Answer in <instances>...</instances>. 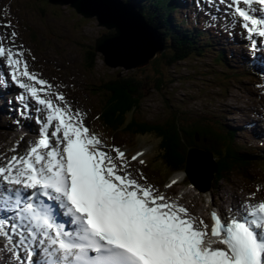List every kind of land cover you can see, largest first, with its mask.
Wrapping results in <instances>:
<instances>
[{
  "label": "snow or ice",
  "instance_id": "snow-or-ice-1",
  "mask_svg": "<svg viewBox=\"0 0 264 264\" xmlns=\"http://www.w3.org/2000/svg\"><path fill=\"white\" fill-rule=\"evenodd\" d=\"M218 2L241 23L253 52L264 51L257 39L264 38V0ZM17 35L12 31L10 46L0 36V71L10 72L0 87L21 90L16 110L35 120L38 139L0 161L5 264H264V200L240 201L227 216L213 209L209 226L132 170L125 151L86 125L87 114L73 108L61 85L31 71ZM142 155L131 161L144 165Z\"/></svg>",
  "mask_w": 264,
  "mask_h": 264
},
{
  "label": "rangeland",
  "instance_id": "rangeland-1",
  "mask_svg": "<svg viewBox=\"0 0 264 264\" xmlns=\"http://www.w3.org/2000/svg\"><path fill=\"white\" fill-rule=\"evenodd\" d=\"M30 3L38 4L39 8L44 1L0 0V36H6L7 40H10L12 31L17 32L15 46L17 50L23 51L24 59L34 68L30 67V70L41 72L42 78L50 83L55 82L57 85H62L60 92L65 94L73 108L80 109L87 114L86 124L94 122L96 126V118L100 112V108H91L100 101L94 85H100L101 77L111 78L119 72L131 73L136 79L146 80L143 82L147 84L145 90L148 89L146 93L148 101L145 102L144 109L140 108L139 110L142 114L140 119L151 125L164 122L170 113L176 111L188 118L193 117L195 112L202 113L208 120L220 118V111L230 113L227 106L230 80L227 79L225 72H222L213 62L216 51L222 47L217 40L211 44V48H209L211 50L206 52L205 56L190 58L192 60L188 61V59L171 68H167L166 64L158 60L160 62L158 65L152 62L145 67L129 72L112 69L101 61L103 60L102 55L97 54L99 67L96 66L95 70L91 72L86 60L87 46L94 47L96 38L101 32H104V29L94 20L85 19L78 14L75 16V10L69 6H55L47 2L46 6L50 13L43 14L34 5L28 6ZM6 6L9 9L14 6L15 16L7 18ZM18 15L27 23H23ZM7 20L13 21L15 25L5 28ZM30 24L34 28L32 31L29 29ZM34 31L38 32L39 37H35ZM4 43L8 45L10 41ZM240 51L242 50L239 49ZM33 57H37V59L40 57L43 60V71L38 67V63ZM226 71L229 75L230 72L227 69ZM214 72L216 74L212 77ZM157 77L162 78L163 84L157 83ZM233 82L235 84H230L232 87L230 94L238 97L243 96V90H246L242 84L245 82L244 77L238 74L233 78ZM154 85L160 89H154ZM159 85H163V87ZM69 89L71 92H68ZM220 89L222 94L219 92ZM17 91H19L18 88ZM247 93L255 96L253 89L247 90ZM224 95L226 97L223 99ZM168 101L169 103H167ZM169 104L171 108H169ZM200 117L197 115L196 118ZM230 119L235 120L233 116ZM10 139L12 137L8 135V132L0 136V155L8 150L7 143ZM241 139L246 142L248 138ZM128 141L131 140L122 138L120 142L124 144ZM160 142L177 144L181 147L185 145L181 136L177 141L171 136L160 138L158 143ZM148 149L149 160L153 161L152 156L157 155L158 150L151 147ZM244 180L243 177L237 179L238 182L242 181L243 183Z\"/></svg>",
  "mask_w": 264,
  "mask_h": 264
},
{
  "label": "trees",
  "instance_id": "trees-1",
  "mask_svg": "<svg viewBox=\"0 0 264 264\" xmlns=\"http://www.w3.org/2000/svg\"><path fill=\"white\" fill-rule=\"evenodd\" d=\"M155 1L156 7L158 6L157 10L162 15H164V19L162 18L163 16H160V18L155 17V22H160L161 29H163V32H167L175 37L177 32L173 30L171 23L168 21L167 13H164V8H168L166 2L163 3V1L165 0ZM167 1L170 2L171 0ZM33 5L37 9H40V12H42L43 14L50 13L49 8L46 5H44V7L41 5L38 8V4L36 3L28 4V6L30 7H32ZM87 49L90 50L87 58L88 64H90L89 68H93L94 66H96V59L94 61L96 53L93 47L87 46ZM181 50L183 53L176 54V57H178L177 59L180 58L184 60L186 55L190 54L191 51L189 49ZM167 63L168 62H166V64ZM145 85L146 82H143L140 79H136L131 74L122 77H119V74L115 75L103 84L102 88L105 89V94H107L108 97L106 105L103 108V112H105V118L103 123L104 130L109 131V133L116 132V136L118 135L117 131L119 130H122L128 135H135L134 137L138 138V144H144L146 139H148L149 143H151L149 137L155 139H164L171 136L172 139L177 141V139H179L180 137L179 134H176L180 126V121L177 115H174L172 118L169 117L164 122H161L158 125H151L140 119V116H142V114L139 109L142 107L141 103L142 100L145 98ZM114 114H116L115 117L113 116ZM118 137L119 135L116 138ZM178 147L179 146L177 144H164L163 146L161 144V146L159 147V149L166 148L167 151L171 152L177 151L174 154L162 156V162L168 167L172 165L176 167L183 166L184 155L182 154V152L184 151V148H182L181 146L180 148ZM159 149L158 151L160 152Z\"/></svg>",
  "mask_w": 264,
  "mask_h": 264
},
{
  "label": "water",
  "instance_id": "water-1",
  "mask_svg": "<svg viewBox=\"0 0 264 264\" xmlns=\"http://www.w3.org/2000/svg\"><path fill=\"white\" fill-rule=\"evenodd\" d=\"M60 5H71L86 18H97L99 25L111 34H104L97 41V51L105 56L111 67L126 70L148 65L162 53L161 44L146 27L144 19L135 17L134 10L117 0H51ZM153 57V59H152Z\"/></svg>",
  "mask_w": 264,
  "mask_h": 264
},
{
  "label": "bare ground",
  "instance_id": "bare-ground-1",
  "mask_svg": "<svg viewBox=\"0 0 264 264\" xmlns=\"http://www.w3.org/2000/svg\"><path fill=\"white\" fill-rule=\"evenodd\" d=\"M156 2V1H155ZM158 7V6H157ZM167 15H169V16H171V17H174V18H176V20H178V17L175 15V16H173V15H170L168 12H167ZM163 17V19H164V15H162ZM203 19H206V17H205V15L203 16ZM228 27L232 30V31H235V30H237V28L239 29L240 28V26L237 24L236 26H233L231 23L229 24V20H228ZM184 39V38H183ZM182 39V41H184V43L185 44H187V45H189L190 47H192V48H194L195 50H197V49H200V48H202L203 46H204V48H203V50H201V51H203V54L204 55H206V52H207V50H206V43H203V44H200L199 42H195V43H193V42H191V41H187V40H183ZM179 41H181V40H179ZM206 41H208V39L206 38ZM223 42H226V41H223ZM231 46L233 47V50L234 51H238L239 49H241L242 50V48H241V45H240V43L238 44V46H236V44L234 45V44H231ZM210 51V50H209ZM197 53H199V52H197ZM200 53H202V52H200ZM199 53V54H200ZM152 59H153V57H152ZM154 60V59H153ZM85 61V60H84ZM88 65V64H87ZM228 72H230L233 76L236 74V70H235V68H234V66L233 65H229V67H228ZM6 70L4 69V71H2L3 72V75H4V77L3 78H1V79H6V77L7 76H5V74H4V72H5ZM16 95V90H15V94L13 95V97ZM13 102V101H12ZM14 104V103H13ZM16 104V103H15ZM14 104V105H15ZM18 108V107H17ZM24 125V124H23ZM23 125H21V126H19L18 125V130L20 131V132H22V133H26V131H24V130H22V126ZM26 127V130H29L28 129V127L27 126H25ZM8 128H10V126H8ZM11 140V139H10ZM175 147V146H174ZM177 147V146H176ZM180 147V146H179ZM178 149V148H177ZM164 150V149H163ZM162 150V151H163ZM175 150V149H174ZM177 152V151H176ZM175 156V155H174ZM215 161H217V159H215ZM255 174H257V173H255L254 171H251L250 172V174H249V180L252 182V183H257V184H259L260 182H257L256 180H257V178H255L254 177V175ZM257 175H259V174H257ZM176 177H178L179 178V174L178 175H176L174 178H176ZM183 179V178H182ZM182 179H181V182H182ZM204 182L205 183H207L208 185L210 184V182L207 180V179H205L204 180ZM193 184H195V187L193 186ZM185 186H189L188 185V183H186V184H184ZM200 190V187L198 186V181H194L193 183H192V186L191 187H187L186 188V193H188V194H191L192 192H193V195H195V193H196V191H199ZM197 196L198 197H201L202 196V194H197Z\"/></svg>",
  "mask_w": 264,
  "mask_h": 264
}]
</instances>
